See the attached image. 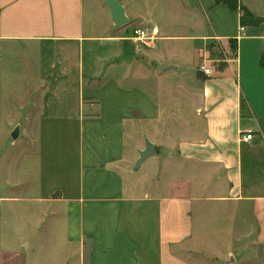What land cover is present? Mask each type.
I'll list each match as a JSON object with an SVG mask.
<instances>
[{
    "label": "crops",
    "instance_id": "crops-1",
    "mask_svg": "<svg viewBox=\"0 0 264 264\" xmlns=\"http://www.w3.org/2000/svg\"><path fill=\"white\" fill-rule=\"evenodd\" d=\"M119 1L129 31L104 0H0L4 73L26 84L4 116L33 125L16 139L34 170L0 186V264H264V25L240 32L214 0ZM144 26L154 40L129 39Z\"/></svg>",
    "mask_w": 264,
    "mask_h": 264
},
{
    "label": "rangeland",
    "instance_id": "rangeland-1",
    "mask_svg": "<svg viewBox=\"0 0 264 264\" xmlns=\"http://www.w3.org/2000/svg\"><path fill=\"white\" fill-rule=\"evenodd\" d=\"M130 24L131 22L127 23L123 27L116 29H127L129 31V29L131 28ZM9 48L19 50V46L16 47L15 45ZM207 48L215 54L216 51H214L213 44H208ZM102 51L103 50L98 51V54H102ZM0 52V186H3L10 174L12 175L11 179H13V177H16V175L21 172L25 166H27L26 168L28 174L34 172L31 157H25L18 160L17 154L19 156V154L23 152L21 148H23L24 146L23 143L18 139H15V141L12 142L13 139L11 137V132L15 127L20 129V132L26 133L32 131L33 125L27 123L19 125L16 123H10L9 121H7L10 118L8 119L4 116V112H10L11 110L14 111L15 108H11L10 103L15 105V96L20 95L24 92L26 84L23 81V77H21L20 75L16 76L10 74L7 76V73H4V66L9 67L10 69L13 67L12 65L14 62H12L11 60H4V43L0 45ZM222 55L223 54L221 53H217L216 55L211 56L214 59L218 58L216 62L221 63V57H223ZM9 72H12V70ZM12 88H14V91H12ZM25 97L28 98V96ZM252 133L254 132L252 131ZM230 259L238 261L242 260L243 258L239 254H237L236 257L233 256Z\"/></svg>",
    "mask_w": 264,
    "mask_h": 264
},
{
    "label": "water",
    "instance_id": "water-1",
    "mask_svg": "<svg viewBox=\"0 0 264 264\" xmlns=\"http://www.w3.org/2000/svg\"><path fill=\"white\" fill-rule=\"evenodd\" d=\"M104 4L109 8L110 16L114 26L120 28L129 23V18L126 15L125 7L119 0H104ZM19 129L15 127L11 132L12 139L18 137ZM145 148L138 151L139 157L135 162V168L138 169L140 165L149 157L155 154L154 144L147 138L144 139Z\"/></svg>",
    "mask_w": 264,
    "mask_h": 264
},
{
    "label": "built area",
    "instance_id": "built-area-1",
    "mask_svg": "<svg viewBox=\"0 0 264 264\" xmlns=\"http://www.w3.org/2000/svg\"><path fill=\"white\" fill-rule=\"evenodd\" d=\"M240 32H243V26L240 27ZM156 27L152 26H144V27H133L129 39L140 42L142 44L147 45L150 41L156 38ZM207 60L205 59L203 63H201L197 70L204 75H212V69L207 65ZM253 133L251 129H247L245 131H240V136L243 140H250Z\"/></svg>",
    "mask_w": 264,
    "mask_h": 264
},
{
    "label": "trees",
    "instance_id": "trees-1",
    "mask_svg": "<svg viewBox=\"0 0 264 264\" xmlns=\"http://www.w3.org/2000/svg\"><path fill=\"white\" fill-rule=\"evenodd\" d=\"M216 4H225L229 8L239 10L240 12V23L242 26L246 25H264V18L255 16L251 11L244 5L240 4L239 0H214ZM231 49H236V40H232L230 43ZM260 64L264 67V53L260 57Z\"/></svg>",
    "mask_w": 264,
    "mask_h": 264
}]
</instances>
